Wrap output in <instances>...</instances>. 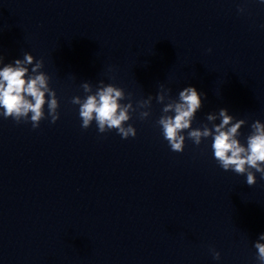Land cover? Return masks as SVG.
<instances>
[{
    "label": "clouds",
    "instance_id": "9594fccd",
    "mask_svg": "<svg viewBox=\"0 0 264 264\" xmlns=\"http://www.w3.org/2000/svg\"><path fill=\"white\" fill-rule=\"evenodd\" d=\"M261 2L264 3V0ZM238 11L243 12L244 8H238ZM33 59L30 53L25 52L23 60L17 59L14 64L0 68V109L3 110L0 115L5 119L12 118L17 123L22 120L27 122L30 119L33 129H36L41 120L45 119V94L48 93L47 108L51 123L59 119L57 111L59 102L55 91L48 87L49 77L44 73L26 78L28 68L25 65L32 64ZM42 66L43 61L38 60L32 71L35 73ZM100 84L102 86L95 94L87 95L83 100L79 96L72 98L71 102L79 105L81 127L88 129L95 121L100 133L116 130L122 139L134 138L136 129L127 122L131 119L130 110L135 112L136 108H133L131 103L123 105L120 103L125 99L123 89L113 84L105 85L103 81H100ZM82 87L85 92H91L90 84L84 83ZM201 97L202 94L195 87L188 86L179 92V102L169 103L163 107V113L172 114L161 115L157 123L170 149L177 153L183 152L185 130H188L187 138L197 146L201 144L202 139L211 137L214 158L223 170H232L238 175L246 174L248 186L256 184L255 173H260L261 179H264V124L257 120L251 125L252 132L247 137L246 146L237 138L238 130L246 121L241 119L232 123L233 117L228 114L227 109H220L221 122L213 125L212 129L208 127L193 129L192 121L197 110L202 106ZM163 99V95H157L158 102H162ZM148 103V101L138 102V106L142 108ZM29 113H31L30 117ZM139 115L141 119H145L150 112L142 111ZM207 119L213 121L216 116L209 114ZM260 240H264V234H261ZM254 247L258 251L257 259L260 264H264V243L257 241ZM212 251L213 258L219 259L220 253Z\"/></svg>",
    "mask_w": 264,
    "mask_h": 264
}]
</instances>
